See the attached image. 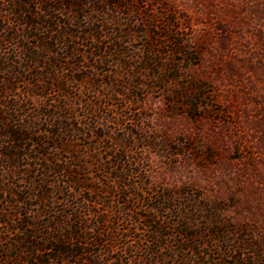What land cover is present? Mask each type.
Listing matches in <instances>:
<instances>
[{"label": "rangeland", "instance_id": "obj_1", "mask_svg": "<svg viewBox=\"0 0 264 264\" xmlns=\"http://www.w3.org/2000/svg\"><path fill=\"white\" fill-rule=\"evenodd\" d=\"M9 1L0 0V57L3 53L10 55L18 52L16 45L21 47L25 44L16 35L17 29H20L17 24L20 18L8 13L10 10L16 12L18 7ZM22 1L31 4L30 0ZM98 1L100 5L85 6L83 13L78 12L79 18L90 12L98 13L93 16L101 23L87 21L84 23L85 32L96 29L100 24L104 25L105 29L101 32L93 33V43L102 46L107 53L115 46L117 48L112 42L114 35H108L106 31L116 32L122 41H130L123 48L127 55L126 61L113 56L102 64H95L97 69L79 75L84 77L94 74L93 80L98 86L94 92L93 86L89 89L92 81L78 83L81 97L106 115L103 125L108 128L105 131L112 133V140L105 138L102 145L109 147L107 141L113 142L127 133L140 138L138 147L142 149L138 157L142 159L144 175L142 180L135 178V181L140 183L145 192L159 190L178 193L174 202H171L186 208V211L180 212L179 219L175 217L172 220L168 216L175 214L166 212L163 224L171 226L178 223L181 226L189 222L197 233L204 232L203 237H195V242L191 244L199 251L196 254L200 257L183 253L190 256L192 262L244 264L254 262L258 256L259 261H264V0H141L138 6L149 18L145 20V14L141 12L119 13V19L115 22L119 21L120 26L109 22L116 19L115 14L105 10L100 12L102 0ZM126 24H129L128 28ZM122 30L128 33L122 34ZM156 34L160 36L159 41L164 42L162 50L167 52L162 62L166 71L160 75L163 80L156 83V88H152L146 78L145 81L133 75L134 70L128 69L125 74L134 76L131 78L134 84L126 93L122 86L130 78L121 77L124 70L120 69L117 62L137 65L136 58L147 47L152 35ZM174 43L185 44L190 48V55L176 54L172 57L170 51L174 50ZM80 50L85 55L89 54L85 47ZM19 57L22 58L21 53ZM79 60L89 64L88 56L79 57ZM63 62L69 68L72 67L73 63ZM73 68L77 72L84 70L77 66ZM9 76L0 69V91L7 86L12 88L10 97H15V101L19 99L18 103L23 102L24 111L38 110L51 102L50 98L47 101L46 98L38 97L40 92L36 87L39 88L41 83L31 73L24 72L13 83ZM43 87H46L45 84ZM188 89H192L190 94L185 93ZM180 94L184 95L181 97ZM102 103L108 105L102 107ZM34 115L37 120L36 113ZM31 130L36 140L41 136L39 133L46 134L52 129L44 122H39ZM24 135L29 136L28 133ZM45 142L52 144L48 138ZM83 142H87V139H83ZM33 144L31 140L23 141L22 149L16 152L25 154L27 170L21 167L12 176L4 173L0 167V188H10L11 184L19 188H10L15 196L0 192V209L5 213L11 209L12 199H18L21 194H17V190L28 187L32 180L40 184L31 166L32 160L39 158L38 150L42 152L43 149ZM110 149L100 151V162L97 163L84 157L83 160L87 159L85 171L81 173L84 185L96 189L110 186L114 171L107 170L106 174H101L96 169H88L92 167L91 164L116 161L113 159L116 151ZM69 154L65 152L59 157L64 161L63 157ZM6 168H3L5 172ZM69 185V182L56 185L55 190L59 191L45 203L52 211L47 212L41 221L51 226L52 220L58 219L72 224L78 221V218L71 217L74 213L79 216V220H86L92 225V211L102 213V203L97 201L99 205H91L92 211H89L86 199L90 193L87 190L80 191L79 185L70 188ZM39 201L37 198L28 201L34 206V211L29 213L30 218L35 216ZM112 215L115 214H105L104 219L110 222L109 226L113 223ZM150 215L140 204L132 216L129 213L118 214V218H124L125 223L115 233L116 242L106 258H111L107 264H118V256L129 262L140 261L147 249L155 253L156 245L159 244L164 246L161 249L163 254L177 248L176 243L169 242L168 237L157 239L147 227H143L144 217ZM208 218H218L221 225H207L205 220ZM12 227L20 230L24 226L16 222ZM223 228L228 233L229 246L235 248L227 255L222 253L226 247L224 242L217 237L218 241L212 239V234L218 236ZM0 232L6 235L1 225ZM42 232L46 234V230ZM50 234L57 235L54 231ZM165 234L169 235L170 231L165 230ZM22 237L20 234L13 236L18 239ZM250 244H256L257 251L244 250ZM12 247L9 250V243H0V250H4L0 252V263L4 259L9 261L7 256H13L15 249Z\"/></svg>", "mask_w": 264, "mask_h": 264}, {"label": "trees", "instance_id": "obj_2", "mask_svg": "<svg viewBox=\"0 0 264 264\" xmlns=\"http://www.w3.org/2000/svg\"><path fill=\"white\" fill-rule=\"evenodd\" d=\"M30 1L31 4L22 0L9 1L15 5L14 7H18L16 12L10 10L8 13H11L9 15L12 17L20 18L19 23H17L20 29H17L18 34L16 35L25 44L21 47L16 45L18 52H12L10 55L3 53L0 57V66H2L0 69L10 74L9 78L12 83L24 72L31 73L36 81L41 83L39 88L36 87L40 92L38 97L46 98L47 101L50 98L51 102L38 110L27 112L24 111L23 102L18 103L19 99L15 101L13 100L15 97H10L12 88L7 86L0 91V167L2 171L14 176L17 173L16 170L20 171L21 167L23 170H27V162L24 164L25 154L16 153L22 149L23 141L31 140L34 143L33 146L43 149L42 152L38 150L39 158L32 160L34 162L31 166L40 184L33 183V180L30 181L32 184H29L28 187L17 190L16 193L21 194L18 195V199H12L10 210L5 213L0 209V217H3L0 218V225L6 233L3 236V232H0V243H9V250L12 246V249H15L13 256H7L9 261L4 259L0 264H80V261L82 264H107V260L111 261V258H106L109 257V251L116 242L115 233L117 234L120 227L122 228L125 223L124 218H118V214L129 213L132 216L139 204L141 208L147 209L151 213L150 216L144 217L143 227H147L152 236L157 239L168 237L169 242L176 243L177 248L168 250V254H163L161 249L164 246L159 244L156 245L155 253H150L147 249L144 258L140 261L129 262V260L118 256L116 258L118 264H200L198 261L192 262V258L183 255V253H191L200 257L199 254H196L199 251L194 249L191 244L195 242V237L199 235L203 237L204 232L202 234L201 232L197 233L194 226H191L189 222L183 223L181 226H178V223L171 226L163 224L166 212L175 214L168 216L173 220L175 217L179 219L180 212L186 211L184 206L173 203L178 193H164L159 190L145 192L146 190L140 186V183L135 181V178L142 180L144 175L141 167L142 159L138 157L139 151L142 149L138 147L140 138L136 137L135 134L127 133L113 140V142L107 141L110 146L104 147L102 145L106 141L104 139H111L110 136L112 135V133L105 131L108 128L103 125V121H106L104 120L106 115L104 116V112L99 108L96 109L94 105L81 97L78 83L92 81V84H89V89L94 87V92L98 90V86L93 80L94 74L84 77H79V75H84L87 70L97 69L95 64H102L105 59L113 56H118L126 61L127 55H125L123 48L127 47L125 44H129L130 41H122L121 36H116V32L106 31L109 33L108 35H114L112 42L117 45V48L115 46L107 53L102 46L98 47L93 43V33L101 32L104 25L100 24L96 29L85 32L84 23L87 21L93 24L101 22L93 16L96 13L90 12L79 18L78 12L83 13L85 6L94 7V5H98L100 3L98 0ZM139 2L141 0H102L100 12L105 10L115 14L116 19L114 18L109 22H114L113 24L117 26H120L119 21L115 22L119 19V13L126 15L131 11L141 12V14H145L144 17L147 20L149 16L139 8ZM95 12L99 11L95 10ZM128 26L129 24H126L127 28ZM145 26L147 27V24ZM121 33L127 34L128 31L122 30ZM159 39L158 34L152 35L147 47L136 58L137 65L129 63L125 65V62L121 64L117 62L121 66L120 69L124 70L121 77L130 78L122 86L126 93L133 87L134 83L132 84L131 81L133 75L144 80L146 78L152 88H156V83L163 80L160 75L163 73L162 71H166L162 62L167 52L162 50L164 42H160ZM95 43L99 44L98 41ZM84 47L88 49L86 52L89 54L85 55V52L80 50ZM173 48L174 50L170 51L172 57L176 54L190 55V48H187L185 44L174 43ZM20 53L22 58L19 57ZM84 56H88L89 64H84L85 62L79 60V57L83 58ZM71 57L72 61L70 60ZM64 60L70 65L73 63L72 67L66 66ZM75 66L82 67L84 70L77 72L73 68ZM128 69L134 70V74H125ZM44 84L46 87H43ZM140 86H143V83H140ZM191 90L188 89L185 93L190 94ZM184 94H180V96L182 97ZM102 105L105 107L108 104L102 103ZM34 113L37 115V120ZM39 122H44L52 130L46 134L45 132L39 133L40 138L37 137L34 140L31 129L36 128ZM27 133L29 136L24 135ZM46 138L52 140V144L46 143ZM85 138L87 142H83ZM110 148L116 151L113 158L116 161L97 165L91 164L92 167L88 168L89 170L96 169L101 174H106L107 170L114 171L110 186L104 185L105 188L96 189L84 185L83 179H81L87 162V159L83 160L84 157H89L93 163L100 162V151ZM65 152L70 154L63 157V161L59 154L62 155ZM50 155L53 156L52 159L49 158ZM4 167H7L6 172L3 170ZM66 182H69V188L79 185L80 191L87 190L90 193L89 198L86 199L89 211H92L91 205H99L97 201L100 200L102 203L103 209L100 208L102 213L92 211V217H94L92 225L86 220H79V216L74 213L71 214V217L78 218V221L72 224H67L62 219L52 220L53 226L41 221L47 212L52 211V208L45 203L48 202L50 196L59 191L58 189L55 190L56 185ZM11 187L19 189L15 184H11ZM10 188H0V192H7L10 196H15ZM32 198H37L40 201L36 212H34L35 216L30 218L29 213L34 211L32 208L34 206L28 201ZM169 202L171 203L167 204ZM106 213L115 214L112 215L113 223L110 226L108 225L110 222L104 219ZM217 219L208 218L205 221H207V225L218 224L219 220ZM16 222H20L24 227L16 230L12 227L13 223ZM205 227L204 223V229ZM42 230H46V234ZM165 230H169L170 234H165ZM52 231L56 232L57 235L51 236L50 232ZM12 234L13 236L20 234L24 237L18 239L12 236L8 238ZM227 236L228 233L224 228L219 231L218 236L212 234L213 241H218L217 238H220V241L226 245L222 252L224 255L235 249L229 246ZM255 247H257L256 244H250L244 250L257 251ZM258 258L259 256L254 259V262L244 264H264V261H259Z\"/></svg>", "mask_w": 264, "mask_h": 264}]
</instances>
